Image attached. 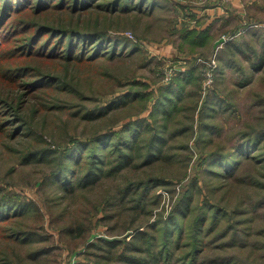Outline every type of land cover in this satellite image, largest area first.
<instances>
[{
  "label": "trees",
  "instance_id": "16d2710c",
  "mask_svg": "<svg viewBox=\"0 0 264 264\" xmlns=\"http://www.w3.org/2000/svg\"><path fill=\"white\" fill-rule=\"evenodd\" d=\"M166 6V3L158 0H0V88L7 91L19 87L18 102L25 95H43L54 88L72 90L71 82L54 73L55 68L63 66L65 74L69 73L68 77L75 79L84 67L98 66L105 59L124 58L128 55L132 58L139 48L129 43L124 36H109L106 27H95L99 24V14L114 23L116 19L123 18L125 13L136 11L142 15H153ZM97 9L101 10L96 16L90 13ZM69 12L77 13V17L82 15L91 23L83 27L68 22L43 23L34 18H25L30 14L37 18L40 15L44 18H66ZM210 37L209 24L186 28L180 32V41L193 46L212 44ZM226 45L224 50L218 46L213 54L217 62L215 80L221 84L225 82L227 69L234 66V63L223 59L222 52L226 51ZM231 50L229 48L226 52L234 57ZM250 65L252 73L249 80L253 74L263 70L264 51L260 55L256 53ZM197 74L195 66L190 67L173 76L172 82L163 86L165 90L159 87L160 96L156 97L149 114L153 120L158 118L162 121L159 127L152 125L146 116H137L125 122L119 130L108 129L85 141L78 139L72 147L58 150L46 146L44 149L31 150L23 156L24 164L42 163L47 168L40 186L45 188L43 192L49 200L55 199L52 192L62 190V198H70L101 184L107 178L118 181L108 204L102 205L103 209H100L103 213L100 218L104 221L114 219L113 223H108V230L114 231L120 214L124 216L122 224H126L120 232L132 228L133 233L129 237H119L114 233L97 236L86 245V252L92 260L74 264H170L174 260H178L179 264H212L218 263L217 260L219 264H231L237 262L236 255L230 251L233 247L244 249L250 246L244 250L255 252L264 250V127L254 133L241 131L240 135L232 136L235 138L230 141L219 143L215 141L216 136H204L206 130L212 127V123L203 121L204 115L197 126L192 117H186L191 120L190 124L178 119L182 110L178 102L184 95L190 94L191 86H196ZM139 92L138 89H131L127 93H118L108 102L95 105L88 112V117H92L91 114H96V117L110 115L114 108L131 103L139 96L147 100L152 95L150 91ZM12 101L15 99L0 93V132L7 131L14 135L29 132V124L15 125L23 116L14 108ZM210 108L213 109V106ZM206 114L213 117L209 110ZM174 124L180 126L174 129ZM196 127L198 130L194 144L209 146L206 172L212 177L226 179L223 184L213 187L215 191L219 187L222 189V197L217 204L200 200V193H197L200 188L198 178L193 177L190 187L172 211L168 215L160 213L158 218L155 217L144 227L141 223L146 219L150 221L151 216L140 215L151 213V209L146 210V204L152 197L155 181L152 177L127 179V169L151 167L160 161L170 160L174 156L171 152V139L189 134V131L191 136ZM218 137L221 136L218 135L217 140ZM189 142L184 143L186 149L191 148ZM251 165H254V173L248 170ZM234 183L249 184L254 195L230 197L228 194L229 191L233 192ZM223 197L232 203V210L223 207ZM65 209L63 207L57 213V226L61 233L74 239L84 238L90 220L62 221L66 217ZM232 211L240 216L234 221ZM41 213L36 201L21 197L15 191H6L0 186V264H17L13 262L16 258L35 261L54 248L50 243V234L44 231L45 227L40 221L36 228L21 227L31 226L26 220L29 217L38 219ZM249 220L252 223L254 221V231H247ZM231 228L233 233L229 238L233 243H214V248L218 250L228 247L227 252L220 253L215 259L210 257L206 263L212 243L215 239L223 240ZM257 236H262V239H257ZM259 258L264 259V254Z\"/></svg>",
  "mask_w": 264,
  "mask_h": 264
},
{
  "label": "rangeland",
  "instance_id": "374dc122",
  "mask_svg": "<svg viewBox=\"0 0 264 264\" xmlns=\"http://www.w3.org/2000/svg\"><path fill=\"white\" fill-rule=\"evenodd\" d=\"M158 1L166 3L167 6L161 12L156 13L155 11L153 15H142L140 12L134 11L125 13L123 18L116 19L114 23L106 19L103 14L98 15L99 24L95 27H106L109 36H124L129 43L139 46L132 58L128 55L124 58L105 59L100 61L98 66L92 65L80 69L78 77L75 79L69 78V73L65 74V68L60 66L54 69V73L71 82L72 90L54 88L46 91L47 94L43 95H25L20 102H18V94L21 90L19 87L15 86L7 91L0 88L1 94L15 99L12 101L13 106L23 116V119L19 118L15 125L25 123L31 126L29 132H22L17 135L7 131L0 132V186H3L6 191L12 190L21 197L36 201L42 211L40 217L38 219L29 217L26 222L31 226L23 225L21 227L36 228L40 221L45 227L44 231L50 234V243L54 247L48 254L35 261L29 260L27 262V260L16 258L13 260L14 263L74 264L78 261H91L92 257L86 252V245L90 240H94L97 236H109L111 233L119 237L125 235L129 237V234L133 233L132 228L120 232L126 225L122 224L121 219L124 216L120 214L117 216L119 220L114 231L108 230V223H113L114 219L109 218L104 221L100 218L103 215L100 209H103L102 205L108 204L110 195L115 193L118 181L107 178L101 184L98 183L99 185L96 184L93 188L86 189L83 193L70 198H62L64 196L62 190L52 192L51 194L55 199L49 200L43 192L45 188L42 189L40 186L47 168L42 163L24 164L23 156L31 150L44 149L46 146L58 150L66 146L72 147L78 139L85 141L97 133L106 132L108 129L119 130L125 122L137 116H146L152 125L159 127L162 121L158 118L153 120L149 114L156 97L160 96L159 87L160 90H165L163 86L165 87L166 84L172 82V80L168 82L164 80L167 74L174 72L173 68L184 65L189 69L195 66L198 72L196 86H191L190 94L184 95L182 100L177 101L179 107H182L178 119L181 118V120L187 121L185 123L190 124L191 120H187L186 117H192L197 126L201 122L202 115H204L203 121L212 123V127H207L208 129L204 133L205 137L216 136L215 141L227 142L235 138L232 136L238 135V133L240 135L241 131L248 130V132L254 133L264 127V68L261 72L253 74L250 80L248 78L252 73L250 64L256 57V53L260 55L264 51V27H254V20L248 18L244 25L237 27L231 25L225 33V27H219V24L215 26L217 13L208 11L209 8L216 9L218 6L223 7L225 13L228 8L230 9V5L225 4L224 0ZM245 8L249 7L245 6ZM100 10L97 9L90 13L96 16ZM204 11L209 12V14H204ZM27 17L43 23L68 22L83 27L91 23L86 21L84 16L77 17V13L70 12L66 18L60 16L44 18L43 15L37 18L34 14L26 15L25 18ZM206 23L210 25L212 44L193 46L180 41V32L183 29L194 26L202 27ZM238 32H242V34ZM222 37L225 38L224 41L216 46L215 43ZM225 45L227 49L232 48L234 57L229 55L226 49L222 52L223 59L225 62L234 63V66L227 69L223 84L215 80L213 85L207 88L206 93L203 94L204 75L201 66L197 65L196 61L198 58H211L218 46L224 50ZM235 66L236 68H234ZM44 68L49 67L44 66ZM173 75L175 77L177 73ZM134 81H136L135 84H133ZM131 89H138L139 93L150 91L152 92L151 98L143 100L139 96L131 103L114 108L113 111H110V115L108 114L109 116L96 117V114H91L92 117H88V112L95 105L108 102L116 94L127 93ZM211 105L213 109L210 108ZM205 106L207 110L212 112L213 117L206 114ZM142 108L144 110H141ZM11 109L13 112L15 111V109ZM178 126L180 125L174 124L172 128L175 129ZM196 129L197 127L193 128L194 132L191 136L189 131V134L178 135L171 139V152L174 153V156L170 160L160 161L152 164L151 167L127 169L129 170L126 173L127 179H149L152 177L155 181L152 197L146 204V210L150 211L151 209V213L140 215L142 217L151 216L150 221L146 219L141 223L144 227L155 217L158 218L160 213L168 215L172 211L182 194L186 193L190 187L193 177L198 178V187L200 186V188H198L197 193H200V200L217 204L218 199L222 197V189L217 188L218 192L213 187L223 184L226 179L212 177L206 172L209 146L203 147L200 144H194L197 137ZM254 129L257 130L254 131ZM217 134L221 136L218 137V140ZM187 141H190L191 148L186 149L184 147V143ZM190 149L192 150L190 151ZM219 170L223 171L222 168ZM248 170L254 173V165H251ZM160 181L166 182L160 184ZM251 189L249 184L234 183L233 192L229 191L228 195L233 198L252 197L254 193ZM224 199L223 207L232 210V203L226 198ZM58 202H60L59 207H57ZM133 203L136 202L133 201ZM63 207L66 208V217L62 221L66 220L68 223L74 220H90L89 230L84 238L74 239L61 233L59 226H57V219H59L57 213ZM129 216L132 217V215ZM239 217L232 211V221ZM244 225L243 227L248 225L247 231H254V221L252 223L249 220L248 224ZM228 232L229 234L223 240L215 239L212 243L211 249L207 253L206 263L211 259L210 257L215 259L221 255L220 253L227 252L228 247L218 250L214 248V243L232 242L229 237L232 235L233 229L231 228ZM257 239H262V236H257ZM236 245L239 246L238 243ZM248 248L250 246L244 249ZM244 249L233 247L230 250L237 259L236 263L231 264H264V259L259 258L264 254V250H256L255 252V250ZM217 262L212 264H219V260ZM170 264H179V261L174 260Z\"/></svg>",
  "mask_w": 264,
  "mask_h": 264
},
{
  "label": "crops",
  "instance_id": "0c3cea01",
  "mask_svg": "<svg viewBox=\"0 0 264 264\" xmlns=\"http://www.w3.org/2000/svg\"><path fill=\"white\" fill-rule=\"evenodd\" d=\"M228 1V2H227ZM224 0L225 4L230 5V9L224 13L223 7L209 8L210 13H217L215 26L225 27V33L228 31L229 26L233 27L242 26L246 23L247 19L254 20V27H264V0ZM223 2V1H222ZM245 6L249 8H245ZM197 12V11H196ZM204 14L209 12L204 11ZM202 15V13H201ZM210 22V21H209ZM208 22V23H209ZM206 23V24H208ZM218 27V28H219ZM240 28V27H239ZM243 31V30H242ZM242 34V32H238Z\"/></svg>",
  "mask_w": 264,
  "mask_h": 264
},
{
  "label": "built area",
  "instance_id": "2783aa9c",
  "mask_svg": "<svg viewBox=\"0 0 264 264\" xmlns=\"http://www.w3.org/2000/svg\"><path fill=\"white\" fill-rule=\"evenodd\" d=\"M197 65L201 66V71L203 72V94L206 93V89L211 87L215 81V70L217 66L216 58L215 55H213L209 59H203V58H198L196 61ZM174 72H170L169 74L166 75L165 82H168L172 80V76H174V73L178 72H183L188 69V67L180 66L177 68H173ZM177 71V72H176Z\"/></svg>",
  "mask_w": 264,
  "mask_h": 264
},
{
  "label": "water",
  "instance_id": "95a60500",
  "mask_svg": "<svg viewBox=\"0 0 264 264\" xmlns=\"http://www.w3.org/2000/svg\"><path fill=\"white\" fill-rule=\"evenodd\" d=\"M224 39H225V38H223V37H222V38H220V39H219V41H217V42L215 43V44H216V46H217V45H218L220 42L224 41Z\"/></svg>",
  "mask_w": 264,
  "mask_h": 264
}]
</instances>
